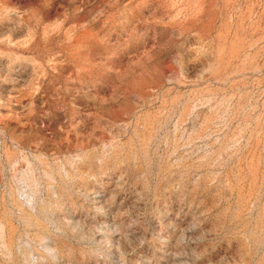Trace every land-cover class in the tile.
I'll return each instance as SVG.
<instances>
[{"label":"rangeland","instance_id":"1","mask_svg":"<svg viewBox=\"0 0 264 264\" xmlns=\"http://www.w3.org/2000/svg\"><path fill=\"white\" fill-rule=\"evenodd\" d=\"M0 264H264V0H0Z\"/></svg>","mask_w":264,"mask_h":264}]
</instances>
